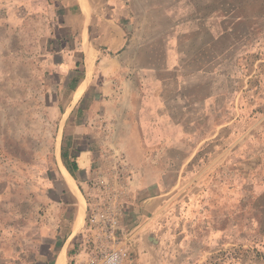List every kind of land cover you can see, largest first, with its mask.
Returning a JSON list of instances; mask_svg holds the SVG:
<instances>
[{"label":"rangeland","instance_id":"obj_1","mask_svg":"<svg viewBox=\"0 0 264 264\" xmlns=\"http://www.w3.org/2000/svg\"><path fill=\"white\" fill-rule=\"evenodd\" d=\"M131 14L128 47L166 67L133 74L143 88L159 76L142 94L176 93L187 105L178 145L149 154L164 161L155 187L165 204L145 239L148 250L130 243L123 264L146 256L163 264H264V233L240 222L239 204L250 209L256 192L264 215V0H134ZM51 25L29 2L0 0V194L8 199L0 203L24 213L26 229L33 211L39 219L47 213L58 175L63 122L45 67L55 46ZM220 214L228 242L214 233L206 250L200 245Z\"/></svg>","mask_w":264,"mask_h":264},{"label":"crops","instance_id":"obj_2","mask_svg":"<svg viewBox=\"0 0 264 264\" xmlns=\"http://www.w3.org/2000/svg\"><path fill=\"white\" fill-rule=\"evenodd\" d=\"M16 1L29 2L31 8L42 10L51 21L55 46L46 56L45 67L48 85L54 90L53 104L61 106L63 133L58 175L50 181L52 193L44 217L39 219L33 211L28 216L33 220H28L26 229L21 223L25 214L14 204L5 209L6 203H0V264H85L89 253L84 239L88 210L86 182L94 177L98 161L108 150L123 152L134 169L124 223L132 234L130 247L148 250L145 239L165 204L162 193L155 187L162 182L161 172L155 168L164 161L156 164L149 154L167 153L178 145L186 114L182 109L187 100L169 92L156 96L142 94L146 87L154 88L159 83L158 75L152 76V80H157L144 88L133 79L134 73L158 74L166 68L162 63L161 66L149 63L128 47L134 0ZM170 51V57L176 56ZM0 196L8 201L4 193ZM252 198L248 210L239 202L240 222H248L254 232L263 234L260 195L253 192ZM219 207L220 213H225L222 203ZM189 212L197 218L196 211L190 208ZM216 212L207 211L210 222L216 223ZM219 216L221 223L213 226L215 231L205 228L208 236L200 247L206 250L210 248L207 239L214 233L220 237V244L228 242L227 217L223 221V214ZM37 222L38 230H32ZM242 232L243 224L238 233ZM134 259V264H163L162 258Z\"/></svg>","mask_w":264,"mask_h":264},{"label":"built area","instance_id":"obj_3","mask_svg":"<svg viewBox=\"0 0 264 264\" xmlns=\"http://www.w3.org/2000/svg\"><path fill=\"white\" fill-rule=\"evenodd\" d=\"M86 186L85 264H123L132 234L125 226L134 169L123 152H104Z\"/></svg>","mask_w":264,"mask_h":264},{"label":"bare ground","instance_id":"obj_4","mask_svg":"<svg viewBox=\"0 0 264 264\" xmlns=\"http://www.w3.org/2000/svg\"><path fill=\"white\" fill-rule=\"evenodd\" d=\"M68 178H69L70 182L72 183V186L76 187V185H75L73 179H72L69 175H68Z\"/></svg>","mask_w":264,"mask_h":264}]
</instances>
